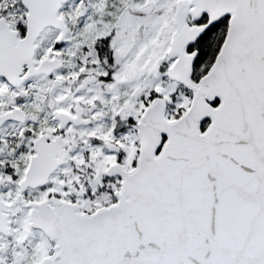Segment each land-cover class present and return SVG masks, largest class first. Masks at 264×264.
I'll list each match as a JSON object with an SVG mask.
<instances>
[{"label":"snow or ice","instance_id":"1","mask_svg":"<svg viewBox=\"0 0 264 264\" xmlns=\"http://www.w3.org/2000/svg\"><path fill=\"white\" fill-rule=\"evenodd\" d=\"M0 264H264V0H0Z\"/></svg>","mask_w":264,"mask_h":264}]
</instances>
